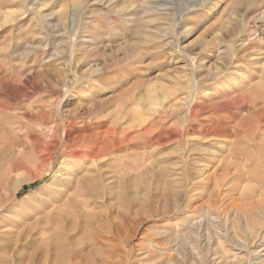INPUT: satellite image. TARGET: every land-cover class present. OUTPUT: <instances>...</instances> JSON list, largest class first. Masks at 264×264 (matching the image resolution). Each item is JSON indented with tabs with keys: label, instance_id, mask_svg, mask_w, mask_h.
I'll use <instances>...</instances> for the list:
<instances>
[{
	"label": "rangeland",
	"instance_id": "rangeland-1",
	"mask_svg": "<svg viewBox=\"0 0 264 264\" xmlns=\"http://www.w3.org/2000/svg\"><path fill=\"white\" fill-rule=\"evenodd\" d=\"M98 1L0 0V13L17 10L24 13L14 24L3 25L0 21V80L18 90L21 84L16 82L27 83L25 78L35 74L29 78V83L45 78L53 86L51 91L40 89L23 100L8 99L0 92V264L68 262L67 258L59 257L61 249L55 244L58 233L43 234V230L55 218L51 212L54 206L67 205L62 211L65 218L76 199L90 201L86 210L91 213L90 218L78 219L72 232L69 230L74 223L71 217L60 225L67 229L74 243L64 246L83 255V264H96L101 253L118 249L130 254L131 259L123 264H208V256L213 254L224 256L220 264H231L228 262L233 260L234 264H249L248 255H252L239 251L234 243V240L246 241L247 234L241 222L231 214L234 203L247 205L245 208L249 210L251 201L262 199L264 202V0H206V5L197 8L194 7L200 5L201 0H105L106 5ZM147 2L163 4L166 10L147 12ZM42 4H47L45 10ZM33 9L38 14L66 11L70 18L60 23L59 16H52L42 24L40 15L35 16ZM176 37L182 38L180 47L185 54L196 64L200 63L196 74L199 86L209 94V101L208 98L202 100L203 105H222L232 98L247 95L250 105L259 101L258 108L263 106V114L252 116L248 121L247 132L250 130V133L236 137L243 133L239 120L248 115L243 109L231 123L236 125L232 133L221 132L217 136L213 133L218 122L215 115L221 111L211 110L204 114L201 126L186 132V140L173 138L162 147L152 144L139 153L124 150L98 163L79 161L76 173H69L55 164L49 175L31 179L40 174L42 167L38 162L33 163L40 158L32 157L29 151L16 147L13 142L25 140L33 131L40 132L41 121H27L24 114L30 112L39 119L38 114L48 110L49 122H61L58 106L53 102L58 92L65 89L64 81L72 78V72L77 75L86 72L90 76L91 70L78 63L85 51L94 52V59L100 64L104 57L111 59L115 53L122 57L133 54L138 64L125 63L121 68L108 70L72 88V94L62 106L63 119H72L78 107L77 119L90 121L97 115H106L107 125L125 119L121 125H115L121 130L130 129L128 133L134 136L138 129L145 128L144 125L138 127L139 120L140 124L152 120L143 111L134 116L123 113L137 97L164 89L165 106L177 109L183 104L185 93L192 89L190 61L181 57L174 46L162 47ZM73 38L82 39L83 44L76 48L72 71L64 70L59 60L47 58V55L57 49H67ZM38 43L43 47L31 52L32 44ZM47 59L50 62L42 64ZM226 82L231 83L227 89L223 85ZM256 84L263 86L256 90ZM26 93L32 91L22 90L15 94L24 97ZM79 93L84 94V98H79ZM125 102L127 105L123 107ZM4 111L9 115L4 116ZM157 111L159 113L160 109ZM180 119L173 112L168 118L167 129L156 131L148 137L149 141L167 135L169 130H183ZM19 149L21 154H18ZM237 158L241 160L237 162ZM17 161L28 162L31 172L16 170ZM123 164L128 167L121 170ZM134 164L140 167L133 169ZM233 165H238L241 171L226 177V170H231ZM96 171L99 172L94 173ZM87 183L95 197L79 194ZM246 192H251L250 196ZM208 216L216 218L210 226L212 231L207 234L211 245L202 241L205 233L202 229ZM258 219L262 228L260 231L255 228L254 234H259L260 239L253 250L259 253L264 247V217L259 215ZM199 223L202 224L200 231L195 226ZM96 235L104 237L103 245L94 244ZM225 250L230 255L225 256ZM145 251L151 252L149 258L138 263L134 261L142 258Z\"/></svg>",
	"mask_w": 264,
	"mask_h": 264
},
{
	"label": "bare ground",
	"instance_id": "bare-ground-1",
	"mask_svg": "<svg viewBox=\"0 0 264 264\" xmlns=\"http://www.w3.org/2000/svg\"><path fill=\"white\" fill-rule=\"evenodd\" d=\"M98 2H100L102 5H106L105 0H100ZM148 2H147V5H146L147 12L159 13V12H163V11L166 10L165 5H163V4H156V3H153V2L148 3ZM145 3H146V1H145ZM200 3H201L200 5L198 4L194 8H197L198 6H201V5L203 6V5L207 4L206 0H201ZM188 4H189V2H188ZM191 4H193V3H191ZM42 5H44L42 7V10H45V8L47 7V4H42ZM35 7L37 8V5H35ZM31 11H34V13L36 14L35 16L40 15V22L42 24L46 22L47 18L49 19L52 16H59L60 23L66 21L68 19V17H69L66 11H62V12L58 11L59 13H55V14L54 13L53 14H44V13H41V12L38 14V12L35 11V9H33ZM81 11H82V9H81ZM109 11H111V10H109ZM119 12H121V11H119ZM23 15H24V13H22L19 10L10 11V12H7V13H0V21H1V24H3V25L14 24L18 19L22 18ZM153 22H154V20H153ZM156 22H158V21H156ZM52 23L53 22H51V24ZM142 29H144V28H142ZM71 30H73V29H71ZM144 30H146V29H144ZM159 35H161V34H159ZM151 37H152V35H151ZM41 40L43 41V39H41ZM158 41H160V40H158ZM181 42H182V38L176 37V38H174V40L172 42L165 43L162 47L165 48L167 46H174L176 48L175 50L179 52L181 57H184L185 59H188L190 61L191 65H192V68H191V71H190L189 81H190V84L192 85V89L187 91V93H185V100L183 101V104L181 106H179V108H177V109L167 108L165 106V100H166L167 95L164 93V91H165L164 89L155 90V91L150 92L149 94L147 93L146 95H141V96L137 97L135 99L136 101L134 102V104L132 106L126 107L125 108V112H123V113L126 114V115H129V116H131V115L134 116V115H136V114H138L140 112L142 114H143V112H145L149 117L152 118V120L151 121L149 120V122L148 121H145V122L143 121L144 123L142 122L141 124H140L141 120H139L137 122L139 124V126L137 124H136V126H138V127L141 126L142 127V125H144L145 128L142 127L143 131H140L138 129V134L134 135V136H132V135H130L128 133L130 129H128V128L124 129L123 128L121 130V129H119L117 127L119 124L121 125V122H123L125 119L123 121L121 120V122H119V123L117 121H114L115 124L117 123V126L114 123L113 124L109 123L110 124L109 127H108L109 124L107 125V123L105 121V120H107L106 119V117H107L106 115H102V116L97 115V116H95L94 120H90V121H84V120H82V118L80 119L79 117L77 119L76 118V116H78L77 114L78 113L80 114V112L78 110V107L76 108L72 119H70V120H64L63 119L64 115L62 114L63 113L62 112V106L65 103H67V100H68L69 96L72 94V91H71L72 88H75V86L80 85L84 80L86 81L89 78H94L95 76L103 75V74H105L106 71L111 70V69L119 68L120 66H122L125 63H128L131 66L138 64V61H136V59L133 58V57H135L133 54L125 56V57H122V56H119L116 53H115V55L111 56V59H105V57H104L103 63L100 64L98 60L94 59V52H91L90 50L85 51V55H83L84 58L82 60L78 61V63L82 64V65L83 64L86 65L88 67V69L91 70L90 76H87L86 72H84L85 75L79 74V75L82 76V77H79V75H77L75 72L74 73L72 72V78H68V79H66L64 81V88L65 89L63 91H59L58 92V95L56 96L57 98H56L55 102H53L56 106H58L57 112H58V117L61 118V122L58 123V124H52L51 122H49L50 120L47 118V114H46V112H48V110L45 111V112H42V115L38 114L39 119L36 116H33L30 112H26L24 114L25 115L24 119H26L27 121L28 120H36V121L40 120L41 121V125H40L41 131L40 132L33 131L31 133V135L28 136L25 140H23V141L14 140V142H13V145H15V144L17 145L16 147L23 148L25 151L26 150L29 151V155H32V157L35 156L36 158H40L39 161H36L34 159L33 163H37L38 162L40 164V167L45 168L43 170H41L42 169L41 168L40 169V174L32 176L31 179L35 180L38 177L42 178L44 176L49 175L50 173H52L53 166H56L55 164H57V165L59 164L60 167L65 169V171L67 170V172H69V173H74V172L76 173L79 170L78 164H77L79 161H84V162L90 161V162L98 163L99 161L105 160L107 158L109 160V158L111 156L116 155L118 152H121V151H124V150H130L131 152L139 153L140 151L145 150L147 146L149 147L152 144L154 146L157 145V146H161L162 147L168 140L173 139V138H177L179 141L186 140V138H187L186 137V132H190V131L196 129V127L201 126L200 122L202 124L204 123L203 122L204 121V114L209 113L211 110L213 112L215 110L216 111H218V110L221 111L219 114L215 115V117L217 118L218 122H217V126H214V128H213V133H215L217 136L221 132L232 133L231 129H234L236 125L232 126L231 123L234 122L239 117V114L242 112L243 109L248 111V115L246 117H244L243 119L239 120L240 123H241L240 125H242L241 128L243 130L241 132H243V133H241L239 135L235 134L237 138L242 137V135L247 132V124H248L249 119L253 118L252 116L259 117L261 114H263V108H262L263 106L258 108L259 107V104H258L259 101L258 102L254 101V104L250 105V101L251 100H249L247 95H241V96H239L237 98H232L231 101L223 103L222 105H219V104H216V105L204 104L203 105L202 103L204 101H202V100H205L206 98H208L209 94L205 90L201 89L200 86H199V81H198V77H197L196 74L199 71L198 69L200 68L199 67L200 63H198L199 65L196 64L194 61L191 60L190 57H188L185 54L183 49L180 47L181 46ZM102 43H103V41H102ZM82 44H83V40L82 39H74L73 38V40L70 42V47H68L67 49L62 48L61 50L57 49V50H55L53 52V54L47 55V58L51 57L52 59L59 60L60 63L62 64V67H63L64 70L69 69L70 71H72V69L74 67V64L76 62L75 61L76 48L79 45H82ZM32 46L33 47L30 49L31 52L43 47V45L40 44V43L32 44ZM29 54L30 53H28V55ZM48 62H50V59H47V60L43 61L42 64H46ZM180 62H181V60H180ZM34 75L35 74H31L29 77L25 78L27 83H25L23 81L16 82L19 85L21 84L20 85L21 87L18 90L15 88V86H12L9 83L2 82L3 80L2 81L0 80V92H2L5 95H7L8 99L11 97V98H13L15 100H23L22 98H25V97H27V96H29L31 94L39 92V91H41L40 89H45V91L53 90L52 82L47 80V79H45V78L44 79H40L39 81H36L35 83H29V78L32 79L34 77ZM44 77H46V76H44ZM118 78H119V76H118ZM185 78H187V77H185ZM229 84H231V83H229ZM229 84L226 82L223 85H225V88L227 89V88H229L228 87ZM237 84H238V82H237ZM259 84H256L254 86V87H256L255 88L256 90H258L260 88V86H263V85H259ZM26 85H30V86L26 87V88H22L23 86H26ZM93 88H94V86H93ZM28 89H30L32 91V93H26L24 97H19V96H17L15 94L16 92H19V91H22V90H28ZM55 93H57V92H55ZM79 96H80L79 98H82L84 96V94L79 93ZM255 96H254V98H256ZM78 100H81V99H78ZM208 101H209V98H208L207 102ZM126 105L127 104L125 102L123 107L126 106ZM158 109H160L159 113L157 111ZM238 111H240V112H238ZM173 112H174L176 117L181 118L180 120H181V124H182L183 130H174V132H171V130H169V133H167V135L162 134L156 140H154V142H150L148 137L152 136V134H154L156 131H162V130L165 131L167 129L166 125L168 123V118L171 115H173ZM5 115L8 116L9 113L4 111V116ZM126 115H125V118L128 119ZM82 116H83V114H82ZM133 116H132V118H133ZM122 118H124V117H122ZM113 119H115V118H113ZM111 122H112V120H111ZM251 123H253V122H251ZM134 124H135V122H134ZM123 126H125V125L123 124ZM134 129H135V127H134ZM254 130H256V129H254ZM140 140H143V142L142 143H138V141H140ZM18 154H21V150L19 151ZM234 158H236V156H234ZM239 159L237 158V160L236 159L235 160L237 162H239L241 160V159L240 160ZM237 162H235V163L237 164ZM27 163H24L23 161H17L16 165L14 166V168L16 170H26V171L31 172V170L29 168L30 164L29 163L27 164ZM133 166H134L133 169H137V168L140 167V164H134ZM233 166L234 167L231 170H228V169L226 170V177L229 176L230 174H234V173L237 174V172L240 170V167H238V165H233ZM127 167L128 166L126 164H123V165L120 166L121 170L123 168L126 169ZM98 172L99 171H96L94 173H98ZM244 172H242V174H244ZM245 177L246 176H243V178H245ZM249 179H250V177H249ZM221 182H223V179L220 181V184H221ZM81 188H82V190H81V192L79 194H84L85 193L86 195L88 194L90 197H95V192L90 188V185L88 183L85 184ZM244 191H246V190H244ZM249 194H251V192ZM249 194L247 193L246 195H249ZM243 196H242V198H243ZM245 197L248 199L247 196H245ZM252 198H253V196H252ZM89 202L90 201L84 200V199H81V200H77L76 199V200H74L71 203V205H70V207L72 208L71 212L65 218H63L64 216H63L62 211L65 208V206H67L66 204H63L62 206H59V205L58 206H54L53 210L51 211L54 214L55 218L52 220V224L50 226H47V228L43 230V234L51 233L53 231H56V233H58L57 236H55L56 234L54 236L56 237V239H55L56 247L58 249H61L59 257L62 258V256H63L65 258H67V260H68V262L62 260L61 264H69V261H71V260L74 262V263L72 262L73 264H83V262H84L83 255H78L79 253H77L76 251L71 250V248H69V247H68V249H67V247H65V246H69V245L71 246L74 243L71 240V238L68 236L67 229L65 227L61 226L60 224L62 222H64L67 218L71 217L74 220V223L72 222L69 230L71 232L75 231V229H76L75 224H78V219H82L83 217L90 218V216H91L90 215L91 213L90 212L88 213V211H86L90 207V203ZM247 202H246V204H247ZM248 205H250V204H248ZM220 207L221 206L219 205V210H220ZM245 207H247V205H240V203L239 204L234 203L232 205L233 209H232L231 216H233V218H236L239 222H241L240 223L241 228H243V231L246 232V234H247L246 241L234 240V243H235L236 247H239V251L240 250L241 251H248L249 254L252 255V256L248 255V258L250 257L248 259L250 261L249 264H264V247H263V249L261 251H259V253L256 252V250H253L256 247V245H257V239H260V237H258L259 234H258V236H255L254 232H255V228L256 227L259 229V231L262 228L261 225L259 224L260 220L258 219V216L262 215L264 217V202H263L262 199H259L258 201L254 200V201H251V209L248 210ZM214 210H212V211H214ZM72 211L75 212V213L73 212L74 214H77V213H79V214L76 215V216L73 214L74 215L73 216L72 215ZM222 211H225V209L222 210ZM215 212H216V210H215ZM225 215H226V213H225ZM202 216H204V215H202ZM215 219L216 218H214L212 216L206 217V220H205L206 222L203 225V229H202V231H205V233L202 236L203 237L202 241L205 242L206 244H209V245H211V241H210V237L207 236V234H209L208 233L209 231H212L210 226H211L212 223H215ZM195 220L198 221L200 219H195ZM58 221H60V222H58ZM234 223H235V221H234ZM224 224H226V223H224ZM195 226L196 227L198 226L196 230L200 231L201 230L200 227H202V224L199 223V224H197ZM217 228H218V226H217ZM191 231H193V230H191ZM65 232H66V234H65ZM216 234H218V233H216ZM99 235H96L95 239L93 238L95 240L94 244L96 242V244L103 245L104 237L103 236H99ZM252 235L255 236V237L252 238ZM93 239H92V241H93ZM217 243L221 244L222 241L221 242L218 241ZM230 243H231V241H230ZM95 245H94V247H95ZM105 248H106V245H105ZM94 249H96V248H94ZM237 250H238V248H237ZM228 252L229 251L225 250L224 251V255L225 256L230 255ZM149 256H151V252L145 251L143 253V255L140 256L142 258H138L137 257V258L134 259V261H136L138 263V262H141L143 259H145L147 257L149 258ZM233 258L235 259L236 255H234ZM130 259L131 258H130L129 251L121 252L118 249L116 251H111L110 250L107 253H101L99 258H98V260L95 261V263L96 264H118V263L123 264V262L128 263V261ZM223 259H224V256L222 254L221 255L213 254L211 256L210 255L208 256L207 261H208V264H220L221 262L224 261ZM255 259H257L259 261L255 262ZM172 260H175V259H172ZM155 261L156 260H154V262ZM228 263L234 264L235 262L233 260V261L228 262Z\"/></svg>",
	"mask_w": 264,
	"mask_h": 264
}]
</instances>
